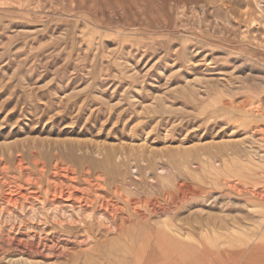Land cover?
I'll return each instance as SVG.
<instances>
[{
    "label": "rangeland",
    "instance_id": "obj_1",
    "mask_svg": "<svg viewBox=\"0 0 264 264\" xmlns=\"http://www.w3.org/2000/svg\"><path fill=\"white\" fill-rule=\"evenodd\" d=\"M255 106L264 112V0H0L5 177L18 175L17 156L35 174L38 157L48 168L58 159L78 177L87 168L92 179L103 177L107 197L117 188L138 204L152 200L169 208L154 214L146 204L149 223L132 216L118 239L98 226L45 228L63 242L106 240L101 256L79 258L70 244L69 256L51 264H121L131 257L125 249L130 238L161 227L168 216L211 222L220 262L223 253L233 256L230 246L240 235L251 247L264 233V199L233 192V176L191 179L177 157L203 142L246 138L228 152L250 159V178H242L264 194V115L244 114ZM245 121L262 130L252 136L255 127ZM162 155L174 162V181L198 195L183 202L170 195L175 184L157 174L158 161L167 164ZM9 256L0 251V264H9Z\"/></svg>",
    "mask_w": 264,
    "mask_h": 264
},
{
    "label": "bare ground",
    "instance_id": "obj_2",
    "mask_svg": "<svg viewBox=\"0 0 264 264\" xmlns=\"http://www.w3.org/2000/svg\"><path fill=\"white\" fill-rule=\"evenodd\" d=\"M255 113L264 115V112L262 111L261 114V109L257 106L244 111V114L247 115ZM243 123L247 127L252 125L255 127L252 131V127L249 129L252 136L254 132L262 130H258L259 123L250 125L246 121ZM245 139L239 138L231 142L227 138L220 142L211 141L206 144L203 142L200 147L193 146L183 150L185 156L178 155L177 158L181 162L182 170L191 179L207 177L216 180L233 176L238 180L229 186L233 192L237 194L250 193L262 200L264 199L262 191L249 189L246 186L250 178L248 175L251 170L250 159L245 161L233 157L228 152L229 148L244 145ZM261 139L264 140V131ZM194 150H196V155L191 154ZM163 159L167 164L158 161L157 174L159 177H166V181L171 184H175V191L170 195L180 202L189 199V194L198 195V189L183 181H174L177 178L176 168L172 165L174 162L164 155L159 160ZM33 164L37 175L30 171L20 156H17L14 166L17 176L7 179L5 174L9 167L4 164L0 169V206H2L0 208V224H4L0 225V251L10 254L9 264L55 263L69 256L67 245L70 244H74L80 250L79 253H76V256L80 255L79 258L82 255L83 258L90 260L91 252L98 256L102 255L100 249L105 246L106 240H93L95 237L88 236L80 240L63 242L53 238L52 231H46L45 228L65 231L98 226L104 229L107 234L117 233L118 239V232H122L123 225L135 221L132 220V216H136V222L149 223L150 215L145 207L146 204L150 206L149 211L154 214L162 210L169 211V208L166 210L154 206L152 200L149 202L144 200L138 204L128 197H123L117 188L112 190V196L107 197L104 178L96 176L92 179L88 168L78 177L76 169L62 160H54L48 168L43 158L38 157V160L33 161ZM132 171L137 173L138 168L134 166ZM151 173V171L148 172L149 178ZM244 175L247 176V180L242 178ZM226 183L225 179L223 184ZM184 191H188V194ZM176 193H180V195L176 196ZM170 195L164 193L166 199ZM198 223L200 226H197ZM204 223H206L205 227L202 226ZM198 228L201 230L200 236L195 237ZM178 230L182 231L177 232ZM240 236L232 241L230 246V248L232 246L235 248L234 252L232 251L233 256L228 257V253H223L222 264H233L234 257L237 259L235 264H260L263 262L264 233L259 235L251 247H248L250 241ZM126 245H129L125 249L131 257L130 259L125 258L121 264H211L212 260L216 264L217 259L221 264L219 234L216 227L209 221H200L198 217H194V220L190 221L181 219L176 222L172 216H168L162 222L161 227L147 228L138 240L131 237L130 243H126ZM226 255L228 256L225 257Z\"/></svg>",
    "mask_w": 264,
    "mask_h": 264
},
{
    "label": "crops",
    "instance_id": "obj_3",
    "mask_svg": "<svg viewBox=\"0 0 264 264\" xmlns=\"http://www.w3.org/2000/svg\"><path fill=\"white\" fill-rule=\"evenodd\" d=\"M212 259L210 258V261H211ZM219 260L217 259V262H216V264H220L219 262H218ZM211 264H215V262L212 260L211 262H210Z\"/></svg>",
    "mask_w": 264,
    "mask_h": 264
}]
</instances>
